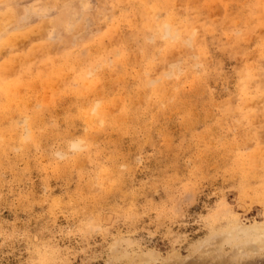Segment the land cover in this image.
<instances>
[{
    "label": "rangeland",
    "instance_id": "rangeland-1",
    "mask_svg": "<svg viewBox=\"0 0 264 264\" xmlns=\"http://www.w3.org/2000/svg\"><path fill=\"white\" fill-rule=\"evenodd\" d=\"M0 264H264V0H0Z\"/></svg>",
    "mask_w": 264,
    "mask_h": 264
},
{
    "label": "bare ground",
    "instance_id": "bare-ground-1",
    "mask_svg": "<svg viewBox=\"0 0 264 264\" xmlns=\"http://www.w3.org/2000/svg\"><path fill=\"white\" fill-rule=\"evenodd\" d=\"M77 144V143H76Z\"/></svg>",
    "mask_w": 264,
    "mask_h": 264
}]
</instances>
